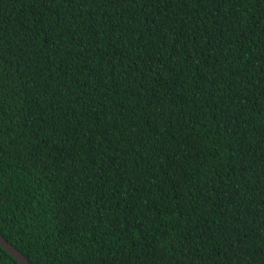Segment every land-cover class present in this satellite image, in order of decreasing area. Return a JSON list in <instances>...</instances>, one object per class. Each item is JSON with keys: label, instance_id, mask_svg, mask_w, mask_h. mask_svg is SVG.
<instances>
[{"label": "trees", "instance_id": "trees-1", "mask_svg": "<svg viewBox=\"0 0 264 264\" xmlns=\"http://www.w3.org/2000/svg\"><path fill=\"white\" fill-rule=\"evenodd\" d=\"M0 231L31 264H264V0H0Z\"/></svg>", "mask_w": 264, "mask_h": 264}, {"label": "water", "instance_id": "water-1", "mask_svg": "<svg viewBox=\"0 0 264 264\" xmlns=\"http://www.w3.org/2000/svg\"><path fill=\"white\" fill-rule=\"evenodd\" d=\"M0 245L11 254L20 264H31L27 256L14 244L7 240V238L0 231Z\"/></svg>", "mask_w": 264, "mask_h": 264}]
</instances>
